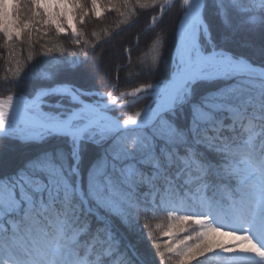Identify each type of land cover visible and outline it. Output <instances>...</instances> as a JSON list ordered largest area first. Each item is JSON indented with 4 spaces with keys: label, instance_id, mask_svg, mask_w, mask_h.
I'll list each match as a JSON object with an SVG mask.
<instances>
[{
    "label": "snow or ice",
    "instance_id": "1",
    "mask_svg": "<svg viewBox=\"0 0 264 264\" xmlns=\"http://www.w3.org/2000/svg\"><path fill=\"white\" fill-rule=\"evenodd\" d=\"M135 3L160 13L155 54L118 107L77 83L87 40L83 60L50 54L62 35L79 46L102 8L124 16L120 4L0 0V82L15 89L0 98V264H264V0ZM177 5L172 68L140 83L160 68Z\"/></svg>",
    "mask_w": 264,
    "mask_h": 264
},
{
    "label": "trees",
    "instance_id": "2",
    "mask_svg": "<svg viewBox=\"0 0 264 264\" xmlns=\"http://www.w3.org/2000/svg\"><path fill=\"white\" fill-rule=\"evenodd\" d=\"M116 3L121 5V11L125 15L122 16L116 11H110L105 13L106 17L102 21L95 20V25L102 24V22L104 24L95 31V36H93L94 31L92 34H88L87 40L90 42V47L87 50L90 55L87 59L89 63L84 66L81 77L77 79V83H85L87 81L89 85L98 88L102 93L112 92L114 96L119 95L120 92L130 91L132 87L138 86L135 79H132L131 84L128 81L135 77V73L138 71L137 65L141 59L149 64L152 62V57L155 52L154 46L148 43V39L152 35V33L147 31L150 28L149 13L155 16L159 14V12H153L152 9H140L136 5L135 0H130L127 8L122 6V0H117ZM180 10V6L177 5L164 15L163 24L166 26L168 39L163 50L160 68L151 77L139 78L140 83L146 80L159 82L163 79L166 71L170 72L173 64V50L176 43V31L178 20L180 19ZM89 21L84 27L91 25ZM136 21H139V23H136ZM157 31H159V28ZM94 38L97 39L95 40ZM137 40H139V47H135ZM58 43L63 45L65 51L63 53L53 52L50 54L51 56L61 60L74 59L75 57L72 54L75 53V56H78L81 60L85 59L82 55L84 44L77 46L64 35L59 38ZM91 46H95V49H97L95 55H91L93 51V47ZM37 51H39V46H37ZM0 54H3L2 50H0ZM26 54V52L23 53L24 56ZM121 66H124L123 70L118 71ZM4 72L5 65L0 60V76H3ZM30 83V81H26L22 87L27 88ZM114 83L119 84V87L115 91L112 89V84ZM14 91L15 89L10 91L3 87L2 82H0V92L10 93ZM141 107L142 105L140 107L138 106L137 110H142ZM157 222L149 221L153 225ZM138 239V233L131 236L133 243H136ZM151 243L153 241L146 239L140 240L138 248L145 254L149 251L154 252L155 249H150L149 247ZM156 259L157 261L159 260L158 255ZM211 264H214V261Z\"/></svg>",
    "mask_w": 264,
    "mask_h": 264
},
{
    "label": "rangeland",
    "instance_id": "3",
    "mask_svg": "<svg viewBox=\"0 0 264 264\" xmlns=\"http://www.w3.org/2000/svg\"><path fill=\"white\" fill-rule=\"evenodd\" d=\"M117 0H115V2H116ZM119 1V0H118ZM101 2H102V4H105L106 5V0H101ZM110 11H112V10H106V8H102L101 9V18L99 19V20H101L102 21V19H104L105 17H106V14L105 13H108V12H110ZM118 13H120V12H118ZM159 16H160V13L158 14ZM158 17V16H157ZM95 20H97V19H95V18H93V19H91L90 21H89V23L91 24L90 26H87V27H83L81 30L82 31H84L85 32V36H84V38H83V41L84 40H87V37L90 35V34H92V32L94 31H97L98 30V28L99 27H102V24H104V22H102V24L100 23V24H96L95 25ZM159 20V19H158ZM149 27H151V25H149ZM176 32H178V27H177V31ZM89 34V35H88ZM67 38L71 41V39H70V37H68L67 36ZM95 40L97 39V38H94ZM90 40V39H89ZM176 41H177V37H176ZM72 42V41H71ZM82 42V41H81ZM87 42H88V45L90 46V42L87 40ZM93 42V41H92ZM96 42H98V41H96ZM82 44H84L83 42L80 44L81 46H82ZM176 44V43H175ZM174 55H175V47H174V50H173V57H174ZM13 92H10V93H2V92H0V98H4L6 95H8V94H12ZM105 95H107V93H104ZM113 99H115V100H118L119 101V104H118V107L120 106V105H123L124 103H125V101L124 100H122V99H120V96L119 95H116V96H114L113 95ZM133 99L134 98H132V97H128V99H127V102L129 103V104H131L132 103V101H133ZM149 103V101H147V100H144V101H142V102H140L139 104H137L135 107H131V108H128L127 110H125L126 111V113L123 111V112H121V111H116V112H114V113H111V115H114V116H117V117H124V118H127V117H131V116H133L134 115V113L136 112V110H137V108H138V106L140 107L141 105H142V109L147 105ZM137 111H140V110H137ZM7 226V225H6ZM216 239H218V240H221V241H224V242H229V237H225V236H217L216 237ZM192 264H195V261H193L192 262Z\"/></svg>",
    "mask_w": 264,
    "mask_h": 264
},
{
    "label": "bare ground",
    "instance_id": "4",
    "mask_svg": "<svg viewBox=\"0 0 264 264\" xmlns=\"http://www.w3.org/2000/svg\"><path fill=\"white\" fill-rule=\"evenodd\" d=\"M126 113V111H124Z\"/></svg>",
    "mask_w": 264,
    "mask_h": 264
},
{
    "label": "water",
    "instance_id": "5",
    "mask_svg": "<svg viewBox=\"0 0 264 264\" xmlns=\"http://www.w3.org/2000/svg\"><path fill=\"white\" fill-rule=\"evenodd\" d=\"M158 18H160V17H158Z\"/></svg>",
    "mask_w": 264,
    "mask_h": 264
}]
</instances>
